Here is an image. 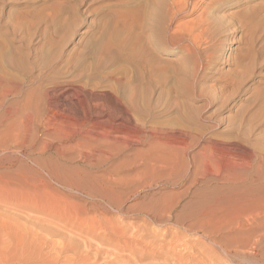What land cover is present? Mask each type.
Masks as SVG:
<instances>
[{
    "label": "rangeland",
    "instance_id": "rangeland-1",
    "mask_svg": "<svg viewBox=\"0 0 264 264\" xmlns=\"http://www.w3.org/2000/svg\"><path fill=\"white\" fill-rule=\"evenodd\" d=\"M169 3L171 0H0V131L9 135L4 138L6 150L0 149V192H3L0 193V264H54L58 258L63 260L58 259L55 264L72 261L75 264V260L82 264L86 253L92 255L97 247L111 251L110 246L83 236L88 229H84L85 232L83 228L82 231L75 229L68 219L76 217L86 222L96 218L93 222L98 221L99 225L100 222L102 225L111 222L113 227H128L130 229L125 228L124 233L132 231L128 234L132 236L139 233L143 237L136 236L143 242L149 240L143 239L144 236L151 238L150 242L155 246L154 243L151 245L156 247L157 244L158 248H153L159 249L160 254L162 244L165 245L161 247L169 250L171 244L175 246L179 242L184 248L186 243L184 253L190 251L188 254L192 253V256H186L183 249L178 251L181 247L173 248L182 252L183 261L186 259L188 264H195L197 259L203 264H239V259L240 264L241 261L258 264L259 257L255 254L263 243L253 252L248 245L250 252L245 248L246 238L238 240V244L233 235L221 234L222 237L225 235L229 249L232 245V252H228L226 244L225 249L219 247V243L224 242L220 234H211L210 241L202 237L206 230L209 233L218 227L214 223L206 225L201 215L207 207H214L215 196H223L224 191L227 194L230 187L219 180L224 175H210L203 169L208 158L219 154L217 148L221 144L237 141L245 147L247 155L240 162L246 163L247 167L228 171L227 175L232 174L249 183H255L257 179L264 181V0H190L187 13L173 19L168 11L171 10ZM154 9L165 19L151 20L149 15ZM200 14L209 21L207 24H202ZM126 15L140 20L134 21ZM230 36L233 41L227 44ZM249 44L252 45L250 48ZM244 65H248L247 68ZM66 85L74 86L78 91H67ZM80 85L85 92H80ZM93 105L99 115L103 113L100 117L104 120L112 116L121 124L126 116H131L134 125L146 129V135L127 145L123 139L108 145L106 139L89 140L87 132L70 138L60 136L56 130L59 118L55 117V125L50 122V126L46 119L47 116H66L62 120L70 128L84 116H92ZM126 109L129 113L124 112ZM125 127L132 129L129 124ZM154 132H159L162 138L154 139ZM179 132L189 135L187 147L176 142L167 145L164 133L174 136L172 133L177 135ZM114 135L126 134L118 131L113 132L112 137ZM102 143L104 146H100ZM98 145L104 152H99L95 158L85 156L88 146ZM168 167L174 170L165 172ZM217 184L227 187L219 188ZM76 185L83 186V190L78 189L79 192ZM90 186L109 192L110 198L116 199L115 203L120 201L119 206L107 205V201L96 195V190ZM90 193L96 195V199ZM211 198L215 199L214 203ZM206 202L211 204L205 205ZM197 204L207 207L200 206L199 209ZM196 207L202 213L197 214ZM147 221L154 223L147 224ZM142 223L148 231L144 224L141 227ZM189 224L206 227L200 230L197 225L193 228ZM189 226L194 229L192 232ZM262 228L259 229L261 234ZM251 237L257 240V235ZM71 239L77 240L76 244L79 241L82 249H72L74 242H70ZM63 241L70 249L64 250L65 253L61 250L59 254L61 247H67ZM84 244L91 246L93 251ZM57 245L59 249L55 248ZM151 245L147 247L153 251ZM206 247L213 249L214 254ZM238 247L242 250L237 253ZM148 248L137 249L138 257H147L143 258L142 264H150V261L165 264L163 259L166 257L162 258L165 255L172 257L173 261L170 257L166 260L169 264H179L171 253L151 259ZM193 251L197 252L196 256ZM233 251L237 257L229 256L234 254ZM79 253L81 256L77 259L74 255ZM130 254V250L122 253L123 261L112 263L140 264L139 258ZM116 257L118 255L110 260ZM131 257L134 262L126 259ZM193 257L194 261L191 260ZM102 258L101 263L94 260L91 264L109 261L106 256L102 255ZM157 259L162 260L159 263Z\"/></svg>",
    "mask_w": 264,
    "mask_h": 264
},
{
    "label": "bare ground",
    "instance_id": "bare-ground-1",
    "mask_svg": "<svg viewBox=\"0 0 264 264\" xmlns=\"http://www.w3.org/2000/svg\"><path fill=\"white\" fill-rule=\"evenodd\" d=\"M152 1V0H151ZM156 1H158V0H156ZM161 1V0H160ZM190 0H171V3H169V4H171L170 5V7H168V8H170L171 10H168V11H170L169 13L171 14V18L173 19L175 16H177L178 14H182V13H187V11H188V2H189ZM161 3V2H160ZM157 4V3H156ZM163 4V3H162ZM168 4V3H167ZM166 4V5H167ZM160 5V4H159ZM161 6V5H160ZM159 6V7H160ZM194 6V5H193ZM167 7V6H166ZM141 8V7H140ZM146 8V7H145ZM162 8V7H161ZM225 8H227V7H225ZM167 9V8H166ZM147 10V9H146ZM141 11V10H140ZM143 11V10H142ZM208 11V10H207ZM151 12V11H150ZM130 14V13H129ZM134 14H137V13H134ZM134 14H133V16H134ZM138 14L140 15L141 14V12L139 13L138 12ZM145 14V13H144ZM203 14V13H202ZM202 14H200V15H202ZM123 16V15H122ZM125 16V15H124ZM130 17L129 15H126V17ZM137 16V15H136ZM143 16V15H142ZM146 16V15H145ZM139 17V16H138ZM141 17V16H140ZM149 17H150V19L151 20H155V21H158V20H161V18H164L165 19V16H163L162 15V13H160L159 12V10H157V9H154L152 12H151V14L149 15ZM124 18V17H123ZM130 18H133V17H130ZM137 18V17H136ZM134 19V21H137L138 19ZM144 18V17H143ZM199 18H201V22H203L202 24H207L208 22H206L204 19H205V17H204V15H202L201 17H199ZM140 20V19H139ZM163 20V19H162ZM206 20H208V19H206ZM167 21V20H166ZM164 22V21H163ZM200 22V23H201ZM241 22V21H240ZM168 23V22H167ZM213 23V22H212ZM246 23V22H245ZM164 24V23H163ZM211 24V23H210ZM248 24V23H247ZM246 24V25H247ZM250 24V23H249ZM216 25H218V24H216ZM158 26V25H157ZM163 26V25H162ZM244 26H245V24H244ZM159 27V26H158ZM157 27V28H158ZM246 27V26H245ZM250 27V26H249ZM252 27V26H251ZM158 29H160V28H158ZM157 31V30H156ZM166 31V30H165ZM163 32H164V29H163ZM163 32H162V34H163ZM160 33V36H162V34H161V31L159 32ZM165 34V33H164ZM159 35V34H158ZM164 37V36H163ZM165 38V37H164ZM163 38V39H164ZM231 41H233L232 40V38H231V36L228 38V41H227V44H229ZM158 42H159V39H158ZM160 43V42H159ZM248 45V44H247ZM250 45V44H249ZM252 45H250L249 46V48L251 47ZM227 49V48H226ZM190 51V50H189ZM251 52V51H250ZM248 53V52H247ZM191 54V53H190ZM250 54V53H249ZM245 55V54H244ZM191 56V55H190ZM239 56V55H238ZM189 57V56H188ZM241 58H242V56H240ZM180 59V58H179ZM190 59V58H189ZM236 59H237V57H236ZM251 59H253V58H251ZM255 59V58H254ZM208 60V59H207ZM238 61H240V59L238 60ZM249 61V60H248ZM186 62V61H185ZM252 62H254V61H252ZM261 62V61H260ZM236 63V62H235ZM246 63H247V60H246ZM250 64H252V63H250ZM261 64V63H260ZM237 65V64H236ZM151 66V65H150ZM245 66V65H244ZM246 66H248V65H246ZM245 66V67H246ZM253 66V65H252ZM251 66V67H252ZM149 67V66H148ZM210 68V67H209ZM238 68H239V66H238ZM244 68V67H243ZM247 68V67H246ZM246 68H244V69H246ZM158 69V68H157ZM241 69V68H240ZM182 70H184V69H182ZM182 70H181V72H182ZM163 71V70H162ZM187 71V70H186ZM207 71V70H206ZM234 71V70H233ZM242 71V70H241ZM197 72V71H196ZM245 72V71H244ZM184 73V72H183ZM187 73V72H186ZM190 73V72H189ZM246 73V72H245ZM152 74V73H151ZM164 74V73H163ZM181 74V73H180ZM185 74V73H184ZM154 75V74H153ZM201 76V75H200ZM244 76V75H243ZM187 77V76H186ZM203 77V76H202ZM228 77H230V76H228ZM235 77V76H234ZM194 78V77H193ZM248 78V77H247ZM156 79V78H155ZM179 79V78H178ZM186 79V78H185ZM184 79V80H185ZM201 79V78H200ZM240 79V78H239ZM163 80H164V77H163ZM183 80V81H184ZM232 80V79H231ZM238 80V79H237ZM241 80V79H240ZM182 81V82H183ZM212 81V80H211ZM224 81V80H223ZM248 81V80H247ZM188 83V82H187ZM226 83V82H225ZM234 83V82H233ZM240 85H241V81H239L238 82ZM184 83H182V85H183ZM190 84H191V82H190ZM201 84V83H200ZM227 84V83H226ZM231 84V83H230ZM239 84H238V86H239ZM78 85V84H77ZM234 85V84H233ZM237 85V84H236ZM81 86V85H80ZM79 86V87H80ZM173 86V85H172ZM177 86H179V85H177ZM223 86V85H222ZM231 86V85H230ZM74 86H70V85H66L65 86V90H67V91H70V90H72V91H78V89L77 88H73ZM78 87V88H79ZM155 87V86H154ZM189 87H190V85H189ZM237 87V86H236ZM67 88V89H66ZM170 88H171V86H170ZM200 88V87H199ZM202 88V87H201ZM224 88V87H223ZM75 89V90H74ZM77 89V90H76ZM241 89V87H239L238 88V90H240ZM79 90H80V92H85L84 90H83V88H82V86L79 88ZM169 90V89H168ZM178 90H180V89H178ZM186 90V89H185ZM237 90V91H238ZM173 91H175L174 89H173ZM246 91V90H245ZM260 91H261V89H260ZM92 92V91H91ZM160 92V91H159ZM199 92V91H198ZM206 92V91H205ZM239 92V91H238ZM79 93V92H78ZM156 93V92H155ZM208 93V92H207ZM83 94V93H82ZM88 94V93H87ZM209 94V93H208ZM207 94V95H208ZM258 94V93H257ZM261 94V93H260ZM263 94H264V92H263ZM192 95V94H191ZM203 95V94H202ZM211 95V94H210ZM92 96V95H91ZM200 96V95H199ZM198 96V97H199ZM206 96V95H205ZM202 96H200V98H201ZM92 98V97H91ZM210 98V97H209ZM212 101V100H211ZM115 102H118V101H115ZM188 102V101H187ZM206 102V101H205ZM249 103V102H248ZM263 104V103H262ZM206 105V104H205ZM122 106V105H121ZM97 107V106H96ZM93 108H95L94 107V105H93ZM125 108V107H124ZM102 109V108H101ZM92 111V110H91ZM90 111V112H91ZM127 112V113H129V111L126 109V110H124V112ZM262 111V110H261ZM94 112V113H93ZM97 112H99L98 111V109L97 108H95V110L94 111H92V116H84V118H82V119H80V121L79 120H77V121H75L74 123H72L70 126V128H68V126H67V123L65 122V121H63L62 119H64V118H66V116H47V120H48V123H53L54 124V120L56 121L57 120V118H59L58 119V121H57V123H56V130H57V132H59V134H60V136L62 135V136H64L65 138H70V137H72V135H78L80 132H87V134L89 135V140H92V139H94V140H98V139H100V140H104V139H106V144H108V145H112V143H114L116 140L117 141H119V140H121L122 141V139L124 140V142L123 143H128V142H137V140L139 141L144 135H146V129H144L143 127L142 128H140V126L138 125V124H136V125H134V122H133V120L131 119L132 117L131 116H126L125 118H124V123H121V124H118V123H116V121H115V118L114 117H112V116H108V119H106L105 118V120L103 119V118H101L102 116V114L101 115H99L100 113H97ZM102 112V111H101ZM89 114V113H88ZM87 114V115H88ZM126 114V113H125ZM99 115V116H98ZM126 115H128V114H126ZM255 115V114H254ZM101 116V117H100ZM263 116V115H262ZM55 117H57L56 119H55ZM100 119H102V120H100ZM51 123L49 124V126L51 125ZM47 124V123H46ZM125 124H129V125H131L132 127V129H125L126 127H125ZM55 125V124H54ZM47 126V125H46ZM88 126H91V127H88ZM147 126V125H146ZM87 127H88V129H87ZM151 127V126H150ZM54 129V128H53ZM100 130V131H93V132H97V133H93L92 132V130ZM152 129V128H151ZM160 129V128H159ZM165 130V129H164ZM118 131H123V132H125V134L126 135H123V136H120V135H114V137H112V134H113V132H118ZM173 131H176V130H173ZM56 132V131H55ZM56 132V133H57ZM171 133V132H170ZM58 134V135H59ZM153 134V137H154V139H158V137H160V133L159 132H154V133H152ZM174 136H168L167 135V133H164V136L163 137H165L166 138V144L167 145H171L172 143H174V142H176L178 145H179V143L180 144H182V145H184L183 147L184 148H186L187 147V143H188V141H186V140H188V138H189V135L188 134H186L185 132L183 133H180L179 132V134H177V135H175L174 133H172ZM6 135H8V134H6ZM2 131H0V149H3V150H6L5 148H6V145H5V141L6 140H4V138H5V136H6ZM9 136V135H8ZM7 136V137H8ZM15 137V136H14ZM13 137V138H14ZM148 137V136H147ZM160 138H162V137H160ZM5 139H7V138H5ZM14 140H15V138H14ZM17 140V139H16ZM158 140H160V139H158ZM162 141H165V140H162ZM213 141V140H212ZM9 142H10V140H9ZM215 142V141H214ZM12 143V142H11ZM14 143V142H13ZM8 144V143H7ZM176 144V145H177ZM127 145V144H126ZM163 145V144H162ZM173 145V144H172ZM213 145H218V144H213ZM8 146V145H7ZM10 146V145H9ZM100 146H104L103 145V143H102V145H100ZM164 146V145H163ZM181 146V145H180ZM210 147H213V146H210ZM102 148V147H101ZM99 149V145L98 146H88V153H86V157H89V158H95L96 156H97V154L99 153V152H102L103 151V149ZM169 148V147H168ZM12 149V148H11ZM218 149V152H219V154L218 155H215V157H214V155H213V157H211L212 156V154H211V158H208V156H206L208 159H207V161H206V163H205V166L203 167V169H204V172H206V173H208V174H212V173H216L217 175L216 176H221V175H224V176H221V178H219V180H222V181H224V182H222V185L223 184H226V185H230V187H228L227 188V190H226V192H227V194L225 193V191H224V195L223 196H215V197H217V200H216V202L214 203L213 202V200H215V199H212V201H211V199H210V201L211 202H213L214 204H212V205H214V207H212V208H210V204H211V202H208V203H210L209 205L207 204V202H206V204L205 205H208L209 207H205L204 208V205L202 206V205H198V204H200V202L197 204L198 206H199V209H200V206L201 207H203V209H205V211H203V214L201 215V218H202V216H204V220L206 221L205 223H206V225L207 224H210L211 225V223L213 224L214 223V225L216 226V224H217V226L216 227H218V229H214V230H212L211 229V227L212 226H210V225H208L209 226V228H210V230H212V232H209V233H207L208 231L206 230V232H205V234L202 236V237H205V238H207V239H209V241H210V238L211 237H213V236H211V234H215V233H217V235L216 236H218V234H220V238L222 237L221 236V234H230V235H233L236 239H237V241L239 240H241L242 238H246V241H244L243 239V241L244 242H246V250H248L249 248H252L251 249V251L253 250H255V251H257L256 249H258V246H260L262 243L264 244V235H263V233L261 234V233H259V229H263L262 227H264V181H261V179L259 180V179H257V181L255 182V183H253V182H251V183H249L248 181H244V180H239L236 176H233L232 174H229V175H227L226 173H228V171H231V170H234V169H236V168H239V167H244L245 166V164L246 163H240L244 158H246V151H245V147L241 144V143H239V142H237V141H232V142H227V143H223V145L221 144V146H219V148H217ZM216 149V150H217ZM8 150V149H7ZM10 150V149H9ZM94 150H98L97 152L96 151H94ZM188 150V149H187ZM207 150V149H206ZM208 151V150H207ZM6 152V151H5ZM4 152V153H5ZM104 152V151H103ZM206 151H204V153H205ZM206 154V153H205ZM2 156V155H1ZM206 159V158H205ZM2 160V159H1ZM215 160V161H214ZM166 163H168V162H166ZM171 163V162H170ZM248 164L250 163V162H247ZM247 164V165H248ZM157 165V164H156ZM161 165V164H160ZM159 165V166H160ZM169 165V164H168ZM154 166V165H153ZM158 166V167H159ZM161 166H163V165H161ZM160 166V167H161ZM164 167V166H163ZM177 167V166H176ZM197 167V166H196ZM245 167H247V166H245ZM150 168V167H149ZM172 168V167H171ZM146 169V168H145ZM151 170H152V167L150 168ZM167 169V168H166ZM170 168L168 167V170H165V172L166 171H170V170H174L173 168L172 169H170ZM176 170H177V168H175ZM157 170V169H156ZM146 171H147V169H146ZM150 171V170H149ZM155 171V170H154ZM145 172V171H144ZM52 173V172H51ZM141 173H143V171L141 172ZM146 173H148V172H146ZM168 173V172H167ZM176 173V172H175ZM179 173V172H178ZM182 173V172H181ZM153 174V173H152ZM151 174V175H152ZM204 174V173H203ZM207 174V175H208ZM226 174V175H225ZM150 175V176H151ZM168 175V174H167ZM197 175V174H196ZM200 175V173L198 174V176ZM215 175V174H214ZM214 175H212V176H214ZM145 176V175H144ZM171 176V175H170ZM169 176V179L171 178ZM175 176V175H174ZM205 176V175H204ZM216 176H215V178H216ZM53 177V176H52ZM57 177V176H56ZM173 177V176H172ZM196 177V176H195ZM206 177V176H205ZM210 177V176H209ZM145 178V177H144ZM176 178V177H175ZM214 178V179H215ZM58 179V178H57ZM143 179V178H142ZM217 179H218V177H217ZM195 180V179H194ZM217 181V180H216ZM59 182V181H58ZM77 182V181H76ZM151 182V181H150ZM211 182H214V180L213 181H211ZM210 182V183H211ZM218 182V181H217ZM216 182V183H217ZM221 182V181H220ZM245 182V184H242V183H244ZM60 183V182H59ZM147 184L149 183V182H146ZM194 183H195V181H194ZM239 184H241V185H239ZM220 184H217V186L216 187H222V186H219ZM224 186V187H227V186ZM106 186H108V185H105L104 187H106ZM91 187V186H90ZM92 187H94V186H92ZM92 187H91V189H92ZM215 187V186H214ZM215 187V188H216ZM224 187H222V188H224ZM83 188V186H80V185H76V189L78 190V189H81V190H83L82 189ZM108 188V187H107ZM107 188H105V190L107 189ZM214 188V189H215ZM219 188H218V192H219ZM84 189H86V187H84ZM88 189V188H87ZM91 189H88V190H91ZM93 189H97V188H93ZM217 189V188H216ZM80 190V191H81ZM99 190H102V192L101 193H98V191ZM210 190V189H209ZM213 190V189H212ZM221 190V189H220ZM6 191V190H5ZM4 191V192H5ZM76 191V190H75ZM79 191V190H78ZM79 191V192H80ZM93 191V190H92ZM108 191V190H107ZM2 192V191H1ZM0 192V193H1ZM95 192V191H94ZM93 192V193H94ZM110 192H112V191H110ZM208 192V191H207ZM213 192H214V190H213ZM3 193V192H2ZM88 193V192H87ZM92 193V194H93ZM107 193H109V192H105V191H103V188H100V189H98V190H96V195H98L100 198H102V199H105L106 201H107V203H106V201H105V203L108 205V203L109 204H111V205H115V204H117V203H119L118 202V200H117V202L115 203V201H116V199H115V197H114V199H115V201L112 199V198H110L111 196H110V194L108 195ZM113 193V192H112ZM209 193V192H208ZM215 193V192H214ZM220 193H221V191H220ZM8 194V193H7ZM92 194L90 193V195H91V197H92ZM114 194V193H113ZM213 194V193H212ZM215 194H218V193H215ZM90 195H88V196H90ZM94 195V194H93ZM96 195H94L93 196V198L94 199H96L95 197H96ZM115 195V194H114ZM117 195V194H116ZM211 195V194H210ZM9 196V195H8ZM97 196V197H98ZM213 196V195H212ZM213 196V197H214ZM98 197V199H100ZM209 197V196H208ZM101 199V200H102ZM3 200V199H2ZM6 201V200H5ZM103 201V200H102ZM104 202V201H103ZM102 203V202H101ZM202 203V202H201ZM6 204V203H5ZM8 204V203H7ZM120 204V203H119ZM119 204H117L118 206H119ZM211 205V206H212ZM13 206V205H12ZM153 206V205H152ZM194 206H195V204H194ZM197 206V207H198ZM109 207V206H108ZM154 207V206H153ZM196 207V211L198 212L197 214H199V212L200 213H202L198 208ZM114 208V206H112V209ZM152 208V207H151ZM158 208V207H157ZM210 208V209H209ZM169 209V208H168ZM168 209H166V210H168ZM202 209V210H203ZM208 209V210H207ZM114 210V209H113ZM155 210V209H154ZM74 211V210H73ZM72 211V212H73ZM77 211V210H76ZM146 211V210H145ZM150 211V210H149ZM33 212V211H32ZM142 212V211H141ZM153 212V211H152ZM78 213V212H77ZM87 214V213H86ZM144 214H146V212L144 213ZM143 214V215H144ZM149 214V213H148ZM194 214L195 213H193V217H194ZM74 215H76V214H74ZM85 215V214H84ZM71 216H73L72 214H71ZM96 216V215H95ZM123 216V215H122ZM121 216V217H122ZM125 216V215H124ZM145 216H147V214L145 215ZM191 216V215H190ZM88 217H89V215H88ZM93 217V216H92ZM91 217V218H92ZM149 217V216H148ZM147 217V218H148ZM192 217V216H191ZM196 217V219L198 218V215L197 216H195ZM200 217V216H199ZM61 218V217H60ZM66 218V217H65ZM72 218V217H71ZM90 218V217H89ZM141 218V217H140ZM146 218V217H145ZM187 218H188V216H187ZM87 219V218H86ZM144 219V218H143ZM143 219H139L140 221H142ZM149 219H151V218H149ZM148 219V220H149ZM189 219H192V218H189ZM189 219H187V220H189ZM195 219V220H196ZM55 220V219H54ZM58 220V219H57ZM60 220H62V219H60ZM69 220V222H71L72 223V225L75 227V229H81V231H82V228H83V230L84 229H88L87 231L89 232H87L86 231V235H84L83 234V236H86L87 238L88 237H92V238H94V239H96L97 241H99V242H101V243H103L104 245L103 246H105V245H107V246H110V247H108V248H110L111 249V251H106V250H104V251H102V250H100L99 249V247H97V249H95V252L93 251V250H91V246H88L89 245V243H88V245H85V244H87V243H85L84 245L85 246H88V248H90V251L92 252L93 251V253H91L92 255H90L89 253H86L87 255V257H85V258H83V259H85L84 261H82V260H80V261H82V262H84L85 263V261H86V263L88 262L89 264H91V263H93L92 261H94V260H97V258H99L100 256H101V258H102V255H103V257L104 256H106V258L109 260V261H107L106 262V264H109V263H112V262H118V260H122V259H124V256H122L121 254L122 253H126L127 251H129L130 250V252L132 251V255L131 256H134L135 258H136V256L137 255H139V253L137 252V249L139 250V248H148L147 246L148 245H151L152 243H154V242H150V240H151V238H145L146 236H144V238L143 239H149V240H146V242L144 241L143 242V240H139L141 237H143V236H140V234L138 233L139 231H143V229L144 228H142L141 230L139 229V231L138 232H136V233H138V234H136L137 236L139 235V237L140 238H137V236L136 235H128L129 233H131L132 234V231H128L129 233L127 234V233H124L123 232V230H126L125 228H127V230H129L128 229V227H122V228H124V229H122L121 227H118V226H116L115 225V223L113 224V225H115L116 227H113L112 226V223L110 222V225L108 224L109 222H107V224L109 225V227H108V225H105V223L102 225V222H100V224L102 225H99V223H98V221H96L97 223H95V222H93L94 220H96V218H94V220H92L91 221V219L89 220H87L88 222H86L85 220H83L81 217H76V219L74 218V219H68ZM113 220V219H112ZM147 220V219H146ZM177 220H179V219H177ZM193 220V219H192ZM194 220V221H195ZM198 220H200V219H198ZM66 221H67V218H66ZM111 221V220H110ZM115 221V220H114ZM151 221H153V220H151ZM151 221H147L148 223L147 224H149V222L151 223ZM190 221V220H189ZM211 221V222H210ZM65 222V221H64ZM68 222V223H69ZM92 222V223H91ZM115 222H117V221H115ZM142 222H146V221H142ZM179 222V221H178ZM193 222V221H192ZM202 222V221H201ZM62 223V222H61ZM74 223V224H73ZM122 223V222H121ZM120 223V224H121ZM152 223H154V222H152ZM151 223V224H152ZM176 223V222H175ZM180 223V222H179ZM70 224V223H69ZM68 224V225H69ZM116 224H118V223H116ZM119 224V225H120ZM143 224L144 223H142V226L141 227H143ZM198 225L200 224L199 222L197 223ZM196 224V225H197ZM60 225H62V224H60ZM189 225H192V227L195 225H193V224H189ZM195 225V226H196ZM197 225V226H198ZM121 226H123V225H121ZM126 226V225H125ZM144 226H145V224H144ZM196 226V227H197ZM70 227V226H69ZM69 227H68V229H69ZM140 227V226H139ZM190 227V226H189ZM199 227V226H198ZM204 227V229H205V227L206 226H202V224H201V227H199L200 228V230H202V228ZM216 227H214V228H216ZM57 228V227H56ZM64 228V227H63ZM188 228V227H187ZM191 228V227H190ZM189 228V229H190ZM194 228V227H193ZM193 228H191L190 230V232H192V230H194ZM209 228H208V230H209ZM68 229H66V230H68ZM70 229H71V227H70ZM69 229V230H70ZM122 229V230H121ZM145 229H146V226H145ZM189 229H187L188 231H189ZM207 229V228H206ZM57 230V229H56ZM62 230V229H61ZM136 230V229H135ZM138 230V229H137ZM147 230V229H146ZM197 230H198V228H197ZM197 230H195V231H197ZM148 231V230H147ZM63 232H65V231H63ZM79 232V231H78ZM84 232H85V230H84ZM127 232V231H126ZM262 232V231H261ZM82 233V232H81ZM196 233V232H195ZM203 233V232H202ZM207 233V234H206ZM78 234V233H77ZM80 234V233H79ZM133 234H134V232H133ZM75 235V234H74ZM196 235H198V234H196ZM201 235V234H200ZM253 235H257V240L256 241H254V239L251 237V236H253ZM51 236V235H50ZM199 236V235H198ZM211 236V237H210ZM76 237V236H75ZM215 237V236H214ZM224 237H225V235H224ZM224 237H222L224 240H221V241H224L223 243H219V247L220 248H222V249H225V242H227L225 239L226 238H224ZM226 237H227V239H229L228 238V236L226 235ZM233 237V238H234ZM253 239V241L252 240H250L251 238ZM11 238V237H10ZM51 238V237H50ZM85 238V237H84ZM238 238H240V239H238ZM250 238V239H249ZM79 239V238H78ZM86 239V238H85ZM200 239H201V237H200ZM199 239V240H200ZM203 239V238H202ZM217 239H219V238H217ZM248 239L253 243V244H249V242H248ZM68 240V239H67ZM82 240V239H81ZM89 240H91V239H89ZM198 240V239H197ZM198 240V241H199ZM205 240V239H204ZM230 240V239H229ZM64 241H66V240H64ZM64 241H63V243L62 244H64ZM71 241H73V239H71L70 240V242ZM76 241L77 240H75V245L77 246H74L73 244L74 243H72V249H74V247H75V249H79V250H81L82 249V246H79V241L77 242V244H76ZM88 241V240H87ZM147 241H149L150 242V244H147V243H149V242H147ZM152 241V240H151ZM201 241V240H200ZM208 241V242H209ZM219 241V240H218ZM221 241H219V242H221ZM239 241L237 242L238 244H239ZM57 242V241H56ZM56 242H55V244H56ZM69 242V243H70ZM93 242V241H92ZM195 242V241H194ZM233 242H234V239H233ZM232 242V243H233ZM242 242V241H241ZM177 243L180 245H177ZM176 244H175V246H178L177 247V250L178 249H180L179 247H181V243H179V242H177ZM196 243V242H195ZM194 243V244H195ZM198 243V242H197ZM211 243V242H210ZM214 243V242H213ZM230 243V245H231V241L229 242ZM243 243V242H242ZM261 243V244H260ZM93 244H95V243H93ZM171 244V243H170ZM183 244H184V242H183ZM186 244V243H185ZM185 244H184V248H185ZM201 244V243H200ZM228 244V243H227ZM226 244V245H227ZM235 244V243H234ZM238 244H236V245H234L235 247L238 245ZM245 244V243H244ZM262 244V248L261 247H259V249L260 250H258V252L255 254V256H257V257H259L258 258V264H264V245ZM52 245H53V241H52ZM64 245H66L67 247H61L60 246V244H59V247H61L60 248V250H59V254H61V252L62 251H64V250H67V248L68 249H70V247H69V245L66 243V244H64ZM81 245H83V243L81 244ZM100 245V244H99ZM162 245H165V244H162ZM161 245V246H162ZM202 245V244H201ZM213 245V244H212ZM242 245V244H241ZM248 245L249 246H251V247H249L248 248ZM79 246V247H78ZM154 246H155V243H154ZM154 246H152L151 245V248H152V250L154 249V248H156L157 247V244H156V247H154ZM160 246V245H159ZM160 246V250H161V248H162V250H161V254L162 253H164L163 255H165V254H169L170 255V253L172 254V256L173 257H176L175 258V260H178V261H176V262H178L179 264H183L182 262H185V264H188V263H186V259H185V261H183V255H181V253L180 252H177V251H175V249L173 248V246H172V244H171V246L169 247V250L168 249H166L164 246L163 247H161ZM174 246V247H175ZM195 246H196V244H195ZM207 246V245H206ZM228 246V245H227ZM226 246V247H227ZM240 246V245H239ZM245 246V245H244ZM243 246V247H244ZM54 247V246H53ZM58 247V245L55 247L56 249H59V248H57ZM154 247V248H153ZM229 247L230 246H228V248H226V250H228V252H232V251H230V249L232 248V245H231V248L229 249ZM241 247V246H240ZM87 248V249H88ZM158 248V247H157ZM165 250H164V249ZM184 248H182L181 247V249L180 250H178V251H181L182 249V251H183V253H184V251H186V250H184ZM187 248V247H186ZM208 247H206L205 249H207ZM248 248V249H247ZM52 249V248H51ZM74 249V250H75ZM86 249V248H85ZM84 249V246H83V250H85ZM149 249V248H148ZM210 248H208L207 250H209ZM218 249V248H217ZM216 249V250H217ZM221 249V250H222ZM234 249V248H233ZM239 249H241V248H239L238 247V249H236V252L238 253V251L237 250H239ZM244 249V248H243ZM50 250V249H49ZM62 250V251H61ZM150 250V254L152 255V257L153 258H151V259H154L155 260V258L156 257H159V256H161V254L158 252L159 251V249H154L153 251H151V249H149ZM148 250V251H149ZM188 250H189V248H188ZM191 250V249H190ZM204 250V249H203ZM213 250V249H212ZM212 250H209V251H212ZM219 250V249H218ZM217 250V251H218ZM232 250V249H231ZM242 250V249H241ZM55 251V250H54ZM61 251V252H60ZM68 251H70V253H71V251H72V253L74 252L73 250H68ZM88 251V250H87ZM148 251H146V252H148ZM165 251H166V253H165ZM206 251V250H205ZM215 251V250H214ZM245 251V250H244ZM248 251H250V250H248ZM250 251V252H251ZM252 251V252H253ZM14 252V251H13ZM176 252H177V254H176ZM190 252V251H189ZM188 252V253H189ZM192 252V251H191ZM194 252V251H193ZM208 252V251H207ZM216 252V251H215ZM222 252V251H221ZM234 252V251H233ZM242 252V251H241ZM47 253H52V252H47ZM54 253H56V251L54 252ZM64 253H65V251H64ZM69 253V252H68ZM67 253V254H68ZM75 253V252H74ZM78 253V252H77ZM186 253V256H192L191 254L192 253H190V254H188L187 252H185ZM184 253V254H185ZM205 253V252H204ZM211 253H213L214 254V252L212 251ZM224 253H225V250H224ZM227 253V252H226ZM226 253H225V255H226ZM239 253H240V251H239ZM59 254H57L59 257H61ZM67 254L65 255V256H67ZM81 254H83L84 255V253L82 252ZM141 254V253H140ZM148 254V253H147ZM179 254V255H178ZM194 254H195V252H194ZM194 254H193V256H194ZM196 254H197V252H196ZM196 254H195V256H196ZM207 254H209V253H207ZM213 254H211L210 255V257L213 255ZM233 254V253H232ZM254 254V253H253ZM35 255V254H34ZM114 255L116 256V255H118V257H116V258H114V260H110L112 257H114ZM149 255V254H148ZM219 255V254H218ZM237 255V254H236ZM242 255V254H241ZM22 256V255H21ZM20 256V257H21ZM41 256V255H40ZM57 256V257H58ZM65 256H63L65 259L66 258H68V257H65ZM68 256H70V255H68ZM74 256H76V258H77V256H79V258H80V253H79V255L77 254H75ZM73 256V259L75 258ZM145 255H143V256H141V257H138L137 256V258H139V260H140V264H142V261H143V258H147V257H144ZM198 256V255H197ZM201 256H205V255H203L202 253H201ZM200 256V257H201ZM208 256V255H207ZM216 256V255H215ZM229 256H235V252H234V254L233 255H230L229 254ZM229 256H227V258H229ZM42 257V256H41ZM40 257V258H41ZM51 257V256H50ZM150 257V256H149ZM166 257V260H168L169 258L168 257H170V256H163L162 258H165ZM219 257V256H218ZM235 257H237V256H235ZM243 257V256H242ZM71 258V257H70ZM87 258V259H86ZM101 258H99L100 260V262L99 263H101ZM142 260H141V259ZM161 258V257H160ZM168 258V259H167ZM185 258V257H184ZM187 258H189V257H187ZM197 258H199V257H197ZM216 258V257H215ZM220 258H222V257H220ZM231 258V257H230ZM229 258V259H230ZM239 258V257H238ZM48 259V258H47ZM59 259V258H58ZM58 259L57 260H55L57 263H58ZM78 259V258H77ZM82 259V258H81ZM128 261H133L132 259H134V258H132L131 257V259H128V258H126ZM125 259V260H126ZM150 259V260H151ZM159 259V258H158ZM156 260L157 262H159V261H161V260ZM174 259V258H173ZM190 259V258H189ZM196 259V258H195ZM201 259H203L202 257H201ZM208 259V258H207ZM217 259V258H216ZM228 259V260H229ZM232 259H234V258H232ZM236 260H238L237 258H235ZM244 258H242V260H243ZM246 259V258H245ZM23 260V259H22ZM26 260V259H25ZM39 260V259H38ZM51 260V259H50ZM49 260V261H50ZM62 260H63V258H62ZM61 260V258L59 259V261L61 262L62 261ZM68 260V259H67ZM102 260H103V258H102ZM106 260V259H105ZM137 260V259H136ZM147 261L149 260V259H146ZM145 260V261H146ZM166 260H164L163 259V261L165 262V264H169L168 263V261H166ZM169 260H172V257H170V259ZM175 260H174V262H175ZM191 260H193L194 261V257L191 259ZM199 260H200V258H199ZM211 260V259H210ZM240 260L241 259H239V264H240ZM27 261V260H26ZM41 261V260H40ZM43 261V260H42ZM70 261H72V260H70ZM69 261V262H70ZM78 261V260H77ZM79 261V262H80ZM123 261V260H122ZM135 261V260H134ZM133 261V262H134ZM173 261V260H172ZM189 261V260H188ZM187 261V262H188ZM201 261V260H200ZM199 261V262H200ZM230 261H232L231 259H230ZM235 261V260H234ZM14 262V261H13ZM54 262V261H53ZM55 262V263H56ZM65 262V261H64ZM68 262V261H67ZM98 262H96L95 264H97ZM103 262H104V260H103ZM138 262V261H137ZM175 262V263H176ZM190 262V261H189ZM196 263L198 262V259L195 261ZM199 262H198V264H199ZM203 262H205V260H203ZM238 262V261H237ZM242 262L243 261H241V264H242ZM245 262V261H244ZM244 262H243V264H244ZM250 262V261H249ZM43 262H41V264H42ZM54 263V264H55ZM72 263H73V261H72ZM72 263H70V264H72ZM81 263V262H80ZM84 263H82V264H84ZM87 263V264H88ZM122 263H124V262H122ZM160 263V262H159ZM170 263H172V262H170ZM192 263V262H191ZM194 263V262H193ZM192 263V264H193ZM195 263V264H196ZM252 263V262H251ZM32 264H34V263H32ZM59 264H61V263H59ZM74 264V263H73ZM75 264H78V263H76V260H75ZM113 264V263H112ZM115 264V263H114ZM125 264V263H124ZM128 264V263H127ZM137 264V263H136ZM144 264H146V263H144ZM150 264H153V262L151 263V261H150ZM156 264V263H155ZM158 264V263H157ZM163 264V263H162ZM174 264V263H173ZM190 264V263H189ZM200 264H203L202 263V261H201V263ZM219 264V263H218ZM221 264V263H220ZM238 264V263H237ZM248 264V263H247Z\"/></svg>",
    "mask_w": 264,
    "mask_h": 264
}]
</instances>
